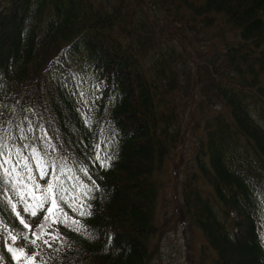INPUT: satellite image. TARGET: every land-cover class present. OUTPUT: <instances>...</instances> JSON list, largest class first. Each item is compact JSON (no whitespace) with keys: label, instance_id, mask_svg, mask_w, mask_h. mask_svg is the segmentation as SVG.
Returning <instances> with one entry per match:
<instances>
[{"label":"trees","instance_id":"16d2710c","mask_svg":"<svg viewBox=\"0 0 264 264\" xmlns=\"http://www.w3.org/2000/svg\"><path fill=\"white\" fill-rule=\"evenodd\" d=\"M69 71L105 86L90 127L62 86ZM21 107L75 173L84 145L115 133L82 218L94 238L55 226L69 264H181L176 241L163 250L168 225L184 231L182 264H264V0H0V112ZM30 135L39 146L35 124ZM168 165L180 187L159 213ZM3 224L23 229L10 209L2 237Z\"/></svg>","mask_w":264,"mask_h":264},{"label":"snow or ice","instance_id":"6c2138e0","mask_svg":"<svg viewBox=\"0 0 264 264\" xmlns=\"http://www.w3.org/2000/svg\"><path fill=\"white\" fill-rule=\"evenodd\" d=\"M62 86L71 89L69 95L76 102L80 120L90 127L97 119L92 105L103 94V82L94 72L81 75L69 71L63 78ZM26 112L33 110L21 107L19 113L15 109L0 112V219L4 209H10L23 226V229H15L3 224L4 247L14 264H54L56 261L59 264H69L66 252L74 245L71 241L62 239L63 233L55 226L60 224L65 229L83 233L86 238H94L95 230H90L82 218L92 215L96 194L104 191L101 184L97 183L103 178L96 166L104 169L114 158L115 141L111 136L115 133L105 136L103 144L84 145L81 154L75 158L72 167L86 178L85 183L80 176L71 174L68 167L71 157L62 145L58 149L51 142L52 138L43 128L42 117L33 120ZM33 115L35 116V112ZM33 124L39 132V146L37 135H30ZM80 142L83 143L82 140ZM66 172L69 174L64 176ZM46 176L48 179L41 184L40 180ZM69 181L72 183L69 184ZM69 190L72 195L68 194ZM17 204L22 205L23 212L30 216H37L42 211L39 222L35 225L28 223L17 210ZM65 205L75 215L70 216L65 211ZM20 239L24 243L18 245L17 241ZM108 241L111 242V234ZM45 248L51 250V254Z\"/></svg>","mask_w":264,"mask_h":264},{"label":"rangeland","instance_id":"374dc122","mask_svg":"<svg viewBox=\"0 0 264 264\" xmlns=\"http://www.w3.org/2000/svg\"><path fill=\"white\" fill-rule=\"evenodd\" d=\"M8 46H9L8 43H5V45H4V50L5 51H7L9 49ZM5 51H3V53ZM194 106H195V104L191 101V99H186L180 106L181 115L186 118V114H187L186 112L190 108H193ZM187 139L188 138H186V140ZM184 144H185V142H184ZM68 174L69 173L66 172V173H64V176H67ZM71 174L80 176L78 173H75L74 171H71ZM37 178H39L38 173H37ZM80 178L82 180H84L82 178V176H80ZM40 183L44 184L45 182L40 180ZM68 183L71 184L72 182L69 181ZM162 184H163V189H162V194L160 195L161 199L159 198L160 200L158 201V205H157V210H158L159 213L162 210L161 209V205L163 203V197L168 196L170 198V200L173 201L174 200V195H175V193L177 191V188L180 187V183L177 182V177L173 173V166L172 165H168V169H167L166 173H164V175L162 177ZM79 190H82V189H79ZM68 194L72 195L71 190H69ZM173 207H174V205H173ZM17 210L20 211L21 215L25 218V220L28 223H30L28 219L33 217V216H30L29 214L24 213L23 210H22V205H20V204H17ZM65 211H69V210L65 209ZM175 227L176 228H172V227L169 228V225H168V228H167L168 230H167V233L165 234L166 242L165 243L162 242L163 243L162 246H163V250L164 251L171 250V246H170L169 242L176 241L177 245H179V247L181 248V251H183V254L180 255L181 256L180 257V263L182 264L185 261L186 257H187L186 256V251L184 250V245H185L184 231L178 225L175 226ZM200 240H201V233L199 231H197V236H196V241H197L196 243L197 244H196V246H198V243L200 242ZM4 243H5V239L0 238V264H14V262L11 259V255L7 252V250L4 247ZM17 244L18 245L22 244V242L20 240H18ZM166 245H167V247H166ZM169 246H170V249H169ZM29 250H31V246L30 245H29ZM187 255H188L187 260H188V263H189V261H190L189 253Z\"/></svg>","mask_w":264,"mask_h":264}]
</instances>
